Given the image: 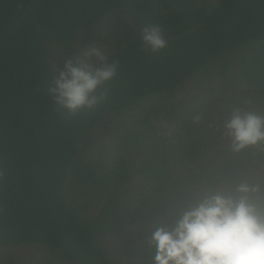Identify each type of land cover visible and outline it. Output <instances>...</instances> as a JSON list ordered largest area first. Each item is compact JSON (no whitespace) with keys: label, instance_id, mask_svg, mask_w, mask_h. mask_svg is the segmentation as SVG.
Instances as JSON below:
<instances>
[{"label":"trees","instance_id":"trees-1","mask_svg":"<svg viewBox=\"0 0 264 264\" xmlns=\"http://www.w3.org/2000/svg\"><path fill=\"white\" fill-rule=\"evenodd\" d=\"M22 1L0 0V26ZM148 25L164 48L142 45ZM92 47L116 73L68 114L48 88ZM186 86L204 102L153 99ZM236 109L264 116V0H30L0 34V264H153L151 233L205 191L264 188V143L224 135Z\"/></svg>","mask_w":264,"mask_h":264},{"label":"clouds","instance_id":"clouds-1","mask_svg":"<svg viewBox=\"0 0 264 264\" xmlns=\"http://www.w3.org/2000/svg\"><path fill=\"white\" fill-rule=\"evenodd\" d=\"M140 38L153 52L166 46L158 26L143 27ZM115 73V62L92 47L64 60L48 94L59 109L74 114L96 105L103 98L97 89ZM224 130L232 152L257 146L264 143V116L233 110ZM148 244L155 249L153 264H264V188L241 181L234 189L205 191L171 228L157 227Z\"/></svg>","mask_w":264,"mask_h":264},{"label":"rangeland","instance_id":"rangeland-1","mask_svg":"<svg viewBox=\"0 0 264 264\" xmlns=\"http://www.w3.org/2000/svg\"><path fill=\"white\" fill-rule=\"evenodd\" d=\"M100 49V47H98ZM55 72L57 73L58 71L55 70ZM202 92H206V89L205 88H202L201 89ZM219 93L221 94V96H223L224 94V91L223 89H220ZM155 102H171V103H178V101L186 104L188 106V108L190 107H195L199 104H202L205 100L204 97L200 96L199 93H196L195 90H188L187 86H186V89L182 90L181 92H177L176 94V98L173 100V101H170V98H164L162 99L161 95H159L158 97L153 98ZM159 129H163V135L166 136V137H169L171 136L172 133H174L176 130H175V127L173 125H170V124H166L164 122H161L160 124H156ZM107 144V143H106ZM226 147V143H225V140L222 142V149ZM185 189L187 190H191L188 186L185 187ZM169 212H171V209H168ZM161 219H155L154 221L152 222H149L151 223L150 225L151 226H154L156 225V223H158L159 221H161ZM107 253L110 255L109 258L111 261L113 262H117V263H120L122 262L121 260V257L119 255H116V253H113L111 250H108ZM45 255V254H44ZM48 259H50L51 263L52 261L54 262V264H62L60 262V260L56 257H48Z\"/></svg>","mask_w":264,"mask_h":264},{"label":"water","instance_id":"water-1","mask_svg":"<svg viewBox=\"0 0 264 264\" xmlns=\"http://www.w3.org/2000/svg\"><path fill=\"white\" fill-rule=\"evenodd\" d=\"M29 1L30 0H23L16 13L7 22L0 26V34H2L6 29H8L12 24H14V22L24 12V8L29 3Z\"/></svg>","mask_w":264,"mask_h":264},{"label":"built area","instance_id":"built-area-1","mask_svg":"<svg viewBox=\"0 0 264 264\" xmlns=\"http://www.w3.org/2000/svg\"><path fill=\"white\" fill-rule=\"evenodd\" d=\"M161 122H163V121H161ZM161 122H160V123H161ZM165 124H166V126H167V123H165Z\"/></svg>","mask_w":264,"mask_h":264}]
</instances>
